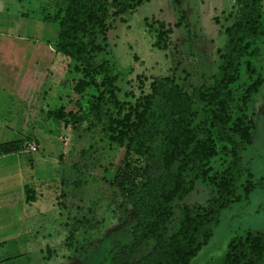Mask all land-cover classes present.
<instances>
[{"label":"rangeland","instance_id":"obj_1","mask_svg":"<svg viewBox=\"0 0 264 264\" xmlns=\"http://www.w3.org/2000/svg\"><path fill=\"white\" fill-rule=\"evenodd\" d=\"M0 2L4 9L0 31H8L9 40L21 44L16 53L24 60L21 67H16L15 60L5 68L14 74L13 81H18L12 89L7 86L14 96H24L33 106L25 110L10 97L9 90H0V145L26 136L35 146V151H27L26 144L22 154L0 156V264H123V255L132 243L128 230L135 217L131 210L119 207L112 179L124 149L108 143L101 126L85 116L94 90L75 95L72 76L65 70L67 61L60 59L62 72L58 62L42 56L45 41H54L57 27L50 19L63 0ZM260 8L264 25V0ZM5 13L7 17L2 15ZM119 18L121 21H108L109 30L100 42L103 51L95 62L106 63L118 72L116 98L124 112L147 93L154 78L169 76L187 94L210 85L223 47L222 30L237 18V8L234 0H142L133 12ZM155 21L170 26L180 22L178 28H172L164 51L151 47ZM3 40L5 36L0 34V46ZM31 43L30 49L24 47ZM249 44L251 56L245 55L235 70L229 124L238 115L235 106L241 91L255 77L261 84L245 111L253 131L249 145L239 154L241 177L237 183L247 172L252 180L264 177V36L251 39ZM243 61L250 64L254 75L244 70ZM47 68L52 71L49 76ZM28 71L34 72L27 75ZM4 76L0 74V89L6 86ZM58 108L64 110L66 127L46 117V112ZM107 108L101 105V110ZM14 117L29 122L17 125L11 121ZM76 118H82L78 125ZM127 159L150 178L164 173L152 163L132 156ZM226 159L222 154L211 158L205 165L207 177L222 169ZM24 182H28L26 192L24 187L20 189ZM26 195L30 201L25 203ZM235 195L239 198L221 212L207 243L190 264H218L232 237L244 231L264 234V190L253 189L244 196L236 189ZM211 196L208 180L196 182L192 192L177 204L166 235L173 230L181 207L202 213ZM69 231L72 236L67 250L64 240ZM151 247L152 242L146 241L131 255L132 260Z\"/></svg>","mask_w":264,"mask_h":264},{"label":"trees","instance_id":"obj_2","mask_svg":"<svg viewBox=\"0 0 264 264\" xmlns=\"http://www.w3.org/2000/svg\"><path fill=\"white\" fill-rule=\"evenodd\" d=\"M141 1L63 0L50 19L57 27L52 48L67 61L72 92L78 96L90 89L95 92L85 116L101 126L100 132L108 143L124 149L123 160L112 179L120 197L119 207L131 210L135 217L128 230L132 243L123 255V264H190L207 243L221 212L239 198L235 190L244 196L253 189L264 190V177L252 180L248 172L237 183L241 177L239 154L249 145L253 131L245 111L261 79L255 77L241 91L235 106L238 115L230 124L228 119L235 96L231 88L235 70L245 55L251 56L249 41L264 36L262 0H234L237 18L222 30L223 47L210 85L187 94L169 76L154 78L132 109L122 112L116 98L118 72L106 63L97 64L95 58L103 51L100 42L109 30L108 21H121L119 17L133 12ZM155 24L151 47L164 51L172 28H178L180 22L172 26L158 21ZM243 67L249 76L254 75L247 61H243ZM101 105L109 108L101 110ZM65 116L61 108L46 112L50 121L64 127L68 125ZM81 119L76 118L75 125ZM28 140L23 137L0 145V156L23 151ZM216 154L227 158L225 166L207 177L205 165ZM129 156L152 163L164 173L150 178L127 159ZM207 180L212 196L206 210L196 213L181 207L173 230L166 235L177 204L192 192L196 182ZM24 201H30L27 195ZM71 236L69 231L64 240L67 250ZM149 240L151 249L132 260L131 255ZM218 264H264V234L244 231L232 237Z\"/></svg>","mask_w":264,"mask_h":264},{"label":"crops","instance_id":"obj_3","mask_svg":"<svg viewBox=\"0 0 264 264\" xmlns=\"http://www.w3.org/2000/svg\"><path fill=\"white\" fill-rule=\"evenodd\" d=\"M5 4H6V0H5V2H4ZM0 14L2 13V10H4L3 9V7H2V5H1V2H0ZM6 11V10H5ZM7 13V12H6ZM2 14V15H5L6 17L8 16V14ZM42 19V18H41ZM11 29V28H10ZM2 30V29H1ZM3 31V30H2ZM2 31H0V32H2ZM0 34H4V36H5V40H3V42H2V44H1V46H0V74H2L3 76H4V83H5V87H2V89H0L1 91H3V92H5L6 90H9L8 91V94H10V97L12 98V99H16L17 100V102L20 104V106H21V108H23V109H25V110H29V109H32L33 108V106L32 105H30V104H28V103H26L24 100H25V98H24V96H19V97H16V96H14V94L13 93H11V91H10V89H12L13 88V86L12 85H15L18 81H13V75H12V72H9L10 70L8 69V70H6L5 68H8V66H10V61H15V60H17L16 61V67H21V66H23V63H24V60L22 59V57H20V55H18L16 52H17V49L21 46V44H16V43H14V42H11L9 39V36H10V33L8 32V31H3L2 33H0ZM2 36V35H1ZM10 42V43H9ZM46 43H45V46H43L42 47V56L44 57V58H46V59H49V61H52V63H56V62H58V66H59V70H62V72H63V64H62V60H60V59H62L58 54H56L55 52H54V50H53V48H52V46H53V43H54V41L53 42H51V43H49L48 41H45ZM33 46V44L31 43V44H27L26 46H24V47H27L28 49H30L31 47ZM44 52V53H43ZM57 57H59L58 59H57ZM32 63L34 64V66H36L37 65V63L35 62V60H33L32 61ZM51 62H49V67L48 68H50V66H51V64H50ZM65 65H67V63L65 64ZM64 65V66H65ZM14 66V65H13ZM55 66V65H54ZM48 68L47 69H45L46 70V72H48ZM65 70H66V66H65ZM34 72V71H33ZM33 72H26L27 73V75L29 74H32ZM52 72V71H51ZM51 72L49 71L48 72V76L49 75H51ZM59 82H60V80L58 81V84H59ZM7 85H10V89H8V86ZM34 93H36V92H34ZM14 116H15V114H14ZM23 118V117H22ZM19 119V118H12L11 119V121L12 122H14V124H21V123H24V126H25V124H27L28 122H29V120L28 119H26V121L24 122V119ZM21 121V122H20ZM13 124V125H14ZM26 137V136H25ZM22 153H24L23 151H21V152H19V153H16L15 155H19V154H22ZM10 155H12V154H10ZM28 182H24V183H22V185H20L21 187H20V189H21V191L23 190V187H25L26 186V188H28L29 189V187L27 186L28 184H27Z\"/></svg>","mask_w":264,"mask_h":264},{"label":"built area","instance_id":"obj_4","mask_svg":"<svg viewBox=\"0 0 264 264\" xmlns=\"http://www.w3.org/2000/svg\"><path fill=\"white\" fill-rule=\"evenodd\" d=\"M27 151H35V146L33 143L27 144Z\"/></svg>","mask_w":264,"mask_h":264}]
</instances>
